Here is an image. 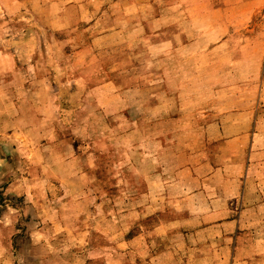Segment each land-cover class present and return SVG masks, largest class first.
<instances>
[{
	"label": "rangeland",
	"instance_id": "obj_1",
	"mask_svg": "<svg viewBox=\"0 0 264 264\" xmlns=\"http://www.w3.org/2000/svg\"><path fill=\"white\" fill-rule=\"evenodd\" d=\"M0 264H264V0H0Z\"/></svg>",
	"mask_w": 264,
	"mask_h": 264
}]
</instances>
